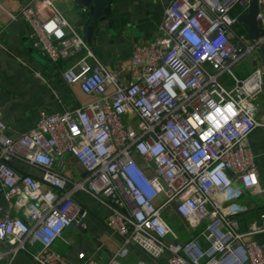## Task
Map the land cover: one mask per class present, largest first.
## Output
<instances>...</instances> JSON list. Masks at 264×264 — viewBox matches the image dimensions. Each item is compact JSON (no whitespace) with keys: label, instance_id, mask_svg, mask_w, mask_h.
Wrapping results in <instances>:
<instances>
[{"label":"built area","instance_id":"2783aa9c","mask_svg":"<svg viewBox=\"0 0 264 264\" xmlns=\"http://www.w3.org/2000/svg\"><path fill=\"white\" fill-rule=\"evenodd\" d=\"M251 2L170 0L155 38L134 48L125 83L123 70L106 68L51 0H28L10 15L27 24L32 49L51 64L70 58L62 80L94 99L71 112L41 113L17 137L7 135L0 111V199L22 216L0 205V245H8L0 263L22 251L37 264H69L52 245L64 230L83 225L86 211L74 199L83 192L107 210L104 224L120 239L106 264H122L131 249L154 264H264L263 245L254 239L264 235V215L241 233V209L232 202L233 183L260 191L248 146L251 132L264 127L254 117V101L264 93L259 56L244 79L231 72L264 43V34L251 40L244 27L234 31ZM37 3L48 17L39 18ZM257 6L262 30L264 0ZM235 7L240 11L232 15ZM68 157L82 179L64 173ZM15 160L40 178L17 173ZM163 215L179 218L190 233L202 229L180 242ZM77 259L97 264L84 253Z\"/></svg>","mask_w":264,"mask_h":264},{"label":"crops","instance_id":"0c3cea01","mask_svg":"<svg viewBox=\"0 0 264 264\" xmlns=\"http://www.w3.org/2000/svg\"><path fill=\"white\" fill-rule=\"evenodd\" d=\"M27 1L0 0V111L10 137L30 131L41 113L71 112L82 109L94 99L83 94L77 85H67L62 80L61 73L71 60L51 64L44 54L32 49L27 24L20 19H10V15H18ZM169 1L113 0L108 20L94 29L88 45L90 51L106 68L123 70L120 78L122 83L129 78V60L134 48L155 38L157 26ZM51 2L63 18L83 35L81 25L85 12L79 13L75 0ZM35 9L40 19L50 14L48 10H42L38 3ZM254 63V68L259 66L256 57ZM112 92V88L107 89V94ZM262 102L254 103V117L257 122L264 123V98ZM248 146L254 156L260 191H245L237 183L232 185V191L238 194L232 202L241 209L235 216L241 233H245L253 222L257 223L260 215H264V127H256L251 132ZM137 158L136 161L144 165L142 159ZM12 166L19 174H29L36 178L41 176L39 170L17 160L12 162ZM64 173L73 181L85 176L80 165L70 157L65 160ZM74 199L86 211L83 225L64 230L63 240L55 241L52 250L69 264H82L77 259L79 253H84L97 264H106L120 245V239L111 234L104 224L107 210L83 192L75 194ZM0 205L13 216L22 217L19 211L2 199ZM180 228L183 229L182 222ZM259 240H264V235ZM7 248V244L0 245L1 251L5 252ZM38 248L36 246L34 250ZM138 261L154 264L138 249H131L122 264H135ZM0 264L37 263L28 253L21 251L12 260L7 259ZM159 264L166 262L161 260Z\"/></svg>","mask_w":264,"mask_h":264},{"label":"water","instance_id":"95a60500","mask_svg":"<svg viewBox=\"0 0 264 264\" xmlns=\"http://www.w3.org/2000/svg\"><path fill=\"white\" fill-rule=\"evenodd\" d=\"M75 2L79 13L85 12L81 27L83 38L86 44L89 45L94 29L97 28L100 23L108 20L113 0H75ZM257 13V0H252L247 14L241 15L237 19L238 24L245 28L247 36L251 40H256L261 34H264V27L260 30L259 22L256 21ZM81 54H83V52H81ZM258 55L262 69V81L264 84V43L258 48ZM70 60V58L67 59V61ZM261 236L262 234H257L254 236V239L257 240L260 245H263L264 249V240H259Z\"/></svg>","mask_w":264,"mask_h":264},{"label":"rangeland","instance_id":"374dc122","mask_svg":"<svg viewBox=\"0 0 264 264\" xmlns=\"http://www.w3.org/2000/svg\"><path fill=\"white\" fill-rule=\"evenodd\" d=\"M240 9L239 7H235L232 11V15H237L239 13ZM242 25H236L234 26V31H239L241 29ZM258 51L254 52L252 54H248L240 63H238L237 65L233 66L231 68V72L238 78V79H244L245 77H247L250 72L252 71V69L254 68V66H256V64L254 63L255 61V57H258ZM222 79L224 80V82L226 83V85L229 87L232 85V82L230 81V79L228 78V75L225 74L223 75ZM262 96H259L255 99L254 103L258 104V103H263L262 102ZM131 125L133 127L134 130L137 129V124L135 121L131 122ZM134 159H138L137 157L134 156ZM163 220L167 223V225L173 230V232L178 236V239L180 242H183L185 240H187V238L190 235L193 234H197L202 228H199L198 230H194L192 233H190L191 231H188L186 229H182L180 230L181 227V221L175 217V216H162Z\"/></svg>","mask_w":264,"mask_h":264}]
</instances>
